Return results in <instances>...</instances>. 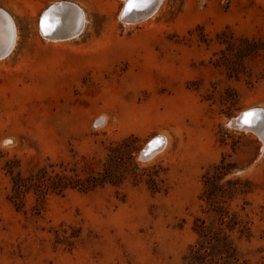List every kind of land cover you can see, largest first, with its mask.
I'll return each instance as SVG.
<instances>
[{
	"label": "rangeland",
	"instance_id": "374dc122",
	"mask_svg": "<svg viewBox=\"0 0 264 264\" xmlns=\"http://www.w3.org/2000/svg\"><path fill=\"white\" fill-rule=\"evenodd\" d=\"M126 1L0 0V264H264V146L227 126L264 111V0ZM59 3L83 27L45 39Z\"/></svg>",
	"mask_w": 264,
	"mask_h": 264
},
{
	"label": "bare ground",
	"instance_id": "6f19581e",
	"mask_svg": "<svg viewBox=\"0 0 264 264\" xmlns=\"http://www.w3.org/2000/svg\"><path fill=\"white\" fill-rule=\"evenodd\" d=\"M66 4L59 3L55 6H53L52 12H50L49 14L52 17L53 16L57 17V19L59 21L58 26L62 29L61 31H63L64 33H67L69 35H74L73 37H75V36H77V34L80 33V31L83 27V23H84L83 16L80 15L78 17L76 15V12L74 11V10H76V7H74L73 5L68 4V3H66ZM158 4H159L158 0H149L147 7L134 8V11H132V13L129 16L130 17H136V19L132 20L130 22H136L137 20H140L141 18H143L147 14H148V16L150 14H154ZM138 18H140V19H138ZM9 20H6L4 15L0 14V48L4 47V44L7 42V39H9L10 37H11V39H13L12 44L14 45V43H15L16 34L14 33L12 21H11V19H9ZM130 22L128 21V23H130ZM138 22H140V21H138ZM57 38L60 39V36ZM47 39H53V38L50 37ZM13 45H12V48H13ZM12 48H11V50H12ZM11 50H10V52H11ZM248 111L255 112L256 110L253 109V110H248ZM241 115L237 116V118H240ZM261 124H262L263 130H264V122L260 123L259 125H261ZM244 130L249 131L247 128H245ZM261 133L264 134V132H261ZM258 137L261 141V144L264 146V142H263L262 138L260 136H258ZM156 143H158L160 145L154 147L153 145H155ZM162 145H163V139L162 138H156L154 140V142L152 143V146L150 145V147H149L150 149L153 148V151L150 152V154L145 159H148L149 156L151 154H153L155 151H157L158 149H160L162 147ZM146 148L147 147H145L143 150H145Z\"/></svg>",
	"mask_w": 264,
	"mask_h": 264
},
{
	"label": "water",
	"instance_id": "95a60500",
	"mask_svg": "<svg viewBox=\"0 0 264 264\" xmlns=\"http://www.w3.org/2000/svg\"><path fill=\"white\" fill-rule=\"evenodd\" d=\"M63 4H66V3H63ZM125 7H126V3H125V6L123 8V11L120 15V20L123 22H128V21L130 22L132 20H135L136 17H130L129 16L132 13V11H134V9L130 12H126ZM52 9L53 8H48L39 18L38 26H39V32H40L41 36L45 39L50 38V37L51 38H57L59 36H60V38H63V39L71 38V36L73 37L74 35H69V34L61 31L62 29L58 26L59 21H58L57 17H55V16L52 17L49 14L50 12H52ZM0 14L4 15L6 20L10 19L8 17V15L1 9H0ZM140 18H138V19H140ZM41 21H43V24H44L43 28L41 26ZM12 40L13 39H11V37H10L9 39H7V42L4 44V47L0 48V58H3V57L8 55V53L10 52L12 45H13ZM247 112H252V111H247ZM252 113H253V116L250 118L251 119L250 124H244L243 123V113H242L240 118L234 117L233 119H231L227 123V126L230 128L236 129V130H240V131H243L245 128H247L249 131H252L257 136H260L264 142V134L261 133V132H264L263 126H262V124L259 125L260 123H262V121H264V111L256 110L255 112H252ZM153 142H154V140H152L150 143H148L146 145L147 148L141 152V158L142 159H145L150 154V152L153 151V148H151V149L149 148L150 145L152 146ZM158 145H160V144L156 143L153 146L155 147Z\"/></svg>",
	"mask_w": 264,
	"mask_h": 264
},
{
	"label": "snow or ice",
	"instance_id": "6c2138e0",
	"mask_svg": "<svg viewBox=\"0 0 264 264\" xmlns=\"http://www.w3.org/2000/svg\"><path fill=\"white\" fill-rule=\"evenodd\" d=\"M148 2H149V0H127L125 11L130 12L134 8H137V7H147ZM41 26L43 28V26H44L43 21H41ZM252 116H253L252 112H244L243 113V123L244 124H250V122H251L250 118Z\"/></svg>",
	"mask_w": 264,
	"mask_h": 264
},
{
	"label": "trees",
	"instance_id": "16d2710c",
	"mask_svg": "<svg viewBox=\"0 0 264 264\" xmlns=\"http://www.w3.org/2000/svg\"><path fill=\"white\" fill-rule=\"evenodd\" d=\"M215 168H217V167H215ZM217 177H218V174H214V175H208V174H206V176L204 177L205 178L204 186L206 188V190L204 191V196L207 199H210V198H208V194H209L208 188L209 187H216V183L215 182H216ZM209 195H210L209 197L214 198V196L212 194H209Z\"/></svg>",
	"mask_w": 264,
	"mask_h": 264
}]
</instances>
